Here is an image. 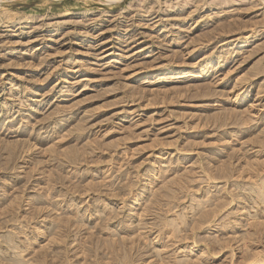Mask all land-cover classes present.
<instances>
[{
	"label": "rangeland",
	"instance_id": "1",
	"mask_svg": "<svg viewBox=\"0 0 264 264\" xmlns=\"http://www.w3.org/2000/svg\"><path fill=\"white\" fill-rule=\"evenodd\" d=\"M0 264H264V0H0Z\"/></svg>",
	"mask_w": 264,
	"mask_h": 264
},
{
	"label": "bare ground",
	"instance_id": "2",
	"mask_svg": "<svg viewBox=\"0 0 264 264\" xmlns=\"http://www.w3.org/2000/svg\"><path fill=\"white\" fill-rule=\"evenodd\" d=\"M258 102V101H257Z\"/></svg>",
	"mask_w": 264,
	"mask_h": 264
}]
</instances>
